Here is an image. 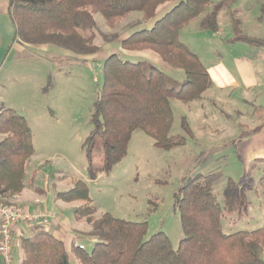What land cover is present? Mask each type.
I'll return each mask as SVG.
<instances>
[{
	"label": "trees",
	"instance_id": "obj_1",
	"mask_svg": "<svg viewBox=\"0 0 264 264\" xmlns=\"http://www.w3.org/2000/svg\"><path fill=\"white\" fill-rule=\"evenodd\" d=\"M236 2V0H234ZM231 2V0H229ZM174 4L150 29L135 32L122 42L127 51H151L173 69L182 70L185 81L177 86L162 71L132 63L112 54L102 68L104 84L94 107V130L86 139L88 174H110L127 156L132 135L140 130L154 146L163 151L186 145L185 137H171L172 100L189 103L201 100L212 87L211 78L201 62L183 42L181 30L200 17L210 0H9L8 13L14 24V40L26 47H57L78 56H92L100 51L93 31L95 15L101 14L110 27H116L130 14H143L144 21L156 18L160 7ZM232 5L222 2L200 21V28L219 31L218 14L227 9L234 32V42L264 46V42L243 34L234 17ZM264 21V5L260 9ZM188 135L191 131L183 120ZM0 200L24 190L26 165L34 155L32 130L27 120L10 108H0ZM102 155V166L93 158ZM218 173L188 179L175 194V208L181 217L184 239L177 250L164 233L145 240L146 223L128 222L105 213L96 217L88 187L76 181L67 192L56 197L67 203L84 201L74 216L86 220L91 229L85 233L95 246L87 252L83 246L75 252L80 264H264V227L232 235L223 233V210L244 216L249 211L245 184L228 181L222 207L213 191ZM21 264H72L64 243L43 226H35L32 235L20 239Z\"/></svg>",
	"mask_w": 264,
	"mask_h": 264
},
{
	"label": "rangeland",
	"instance_id": "obj_2",
	"mask_svg": "<svg viewBox=\"0 0 264 264\" xmlns=\"http://www.w3.org/2000/svg\"><path fill=\"white\" fill-rule=\"evenodd\" d=\"M223 1L226 5L235 4L234 0H210L206 11L189 23L180 34V41L207 67L215 62L218 54L233 58L249 49L248 45L226 43L233 36L230 12L227 9L218 14V33L199 28L200 21ZM240 1H244L245 5L237 8L234 17L241 22L243 32L264 40V21H258L264 0ZM173 6L166 4L160 7L156 18L149 22H138L141 13H132L116 27H110L101 14H96V28L92 33L95 45L101 50L92 57L78 56L57 47L52 48L59 50L60 54L54 51L47 54L38 46L13 49L0 73V95L7 101V107H12L10 109L30 124L37 153L34 160L38 158L42 162V169L50 177V186H56V192H67L76 181H83L97 208L96 217L109 213L124 221L146 223L145 240L164 233L170 239L173 249L177 250L185 235L180 213L175 208V194L188 179L197 175L218 173L219 180L214 184L213 191L222 207L229 180L243 185L246 180L251 181V190L247 191L248 213L240 216L236 212L227 213L223 210L224 234L251 232L264 227V157L249 156L242 154V151L237 154V150L242 147L231 144L224 137L226 135L218 138L212 146L218 152H210V145L192 139V135L184 130L183 120H193L199 110L198 101L192 104L171 101L173 125L170 136L185 137L187 144L184 146L170 151L160 150L149 136L137 130L132 135L123 161L110 174H99L95 181L89 179L88 159L83 147L94 130V107L104 84L102 68L110 55L116 54L120 59L132 63L140 62L145 67H155L177 86L184 83V72L169 67L157 54L151 51L131 52L122 48V40L135 32L150 29ZM214 117L215 120L230 124L235 121L227 120L219 110ZM186 123L188 125L187 120ZM192 123L195 127L197 119ZM93 161L97 167H101L102 155H95ZM41 183L37 185L42 186ZM25 185L28 187V178ZM55 191L51 189L43 200L47 199L48 205L57 214H62L64 228L82 229L88 226L86 222L78 223L73 215V211L85 203L57 202L54 199ZM3 198L8 203L14 202ZM16 206L26 207L19 203ZM71 241V238L67 239V243ZM73 242L76 247L83 246L87 252H91L95 246L92 238L80 233L75 235ZM262 259L264 261V253ZM71 263L79 264L74 255Z\"/></svg>",
	"mask_w": 264,
	"mask_h": 264
},
{
	"label": "crops",
	"instance_id": "obj_3",
	"mask_svg": "<svg viewBox=\"0 0 264 264\" xmlns=\"http://www.w3.org/2000/svg\"><path fill=\"white\" fill-rule=\"evenodd\" d=\"M8 5L9 0H0V73L3 65L7 59H9L12 50L15 48L24 49L23 47H25L14 40L15 28L8 13ZM243 5H245L244 1L241 2L240 0H236L231 10L236 12L237 8ZM141 15L142 16L137 18L138 22L141 20L144 21L143 14L141 13ZM258 21L263 22L260 20ZM154 24L152 26H154ZM184 28L182 30H184ZM240 28L243 32L241 22ZM231 30L233 32V28ZM243 34L246 35L244 32ZM246 36L250 37L248 35ZM233 37L234 32L233 36L226 40V43L233 45H248L249 49L244 51L240 56L233 58H226L221 54H218L215 62L211 63L208 67L202 62L211 78L212 87L203 94L201 100H197L200 102L199 110L198 113L194 114L193 120L197 119L198 124L193 127V120H191V118L185 119L191 129V138L210 145L211 147L208 149L210 152H218V150H215L212 146L217 142L218 138L226 135L224 137L229 139L231 144L242 147V149L237 150V154L242 151V154L246 153L249 154V156L260 155L264 157V46L249 45L244 42H234ZM250 38L264 42L262 39L255 37ZM124 40H122V42ZM37 48L43 49L47 54L49 51L58 52L60 54L59 50H55L52 47L38 46ZM194 102L196 101L189 102L188 104ZM1 107L12 108L7 107V101L2 95H0V108ZM217 110H219L227 120L235 119V121L230 124V122H220L218 119L215 120L214 115H216ZM256 130H260V132L257 133ZM1 139L2 137L0 136V140ZM259 146H262V148H259ZM34 149L35 153L28 160L26 165L25 180L28 178V187L25 185L24 180V190L21 193L8 194L5 195V198L14 201L12 202L14 204L19 203L21 206H26V208L31 211L41 210L49 213L51 215V220L46 229L64 243L70 256V261L72 262L73 255L77 259L75 252L76 246L73 242L75 235L78 233L85 234L91 229V225L86 220L77 221L74 216L78 223L86 222L89 227L86 226L82 229L69 227V229H65L63 226L65 220L63 219L62 214H57V211H55L52 206L48 205L47 199V203H45L46 201L43 200L44 197L50 194L51 189L55 191L56 186H50V177L46 176V173L43 171L42 162H40L38 158L34 160L37 154L36 148ZM41 181H44V183H41ZM37 183H41L42 186L37 185ZM57 193L58 192L55 191L54 199L58 202L60 200L56 197ZM75 210L73 211V215ZM35 226L38 225H19L15 227L14 235L17 242H20V239L24 236L32 235ZM68 238H71L72 240L70 244L67 243ZM14 256L15 263L21 264L23 261V252L20 247H15ZM0 264H2L1 257Z\"/></svg>",
	"mask_w": 264,
	"mask_h": 264
},
{
	"label": "built area",
	"instance_id": "obj_4",
	"mask_svg": "<svg viewBox=\"0 0 264 264\" xmlns=\"http://www.w3.org/2000/svg\"><path fill=\"white\" fill-rule=\"evenodd\" d=\"M51 215L41 210L31 211L14 203L0 200V257L2 264H16L14 250L20 247L14 235V228L19 225H38L47 227Z\"/></svg>",
	"mask_w": 264,
	"mask_h": 264
}]
</instances>
